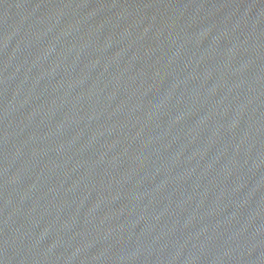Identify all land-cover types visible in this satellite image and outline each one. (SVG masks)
<instances>
[{"label":"water","instance_id":"95a60500","mask_svg":"<svg viewBox=\"0 0 264 264\" xmlns=\"http://www.w3.org/2000/svg\"><path fill=\"white\" fill-rule=\"evenodd\" d=\"M0 264H264V0H0Z\"/></svg>","mask_w":264,"mask_h":264}]
</instances>
